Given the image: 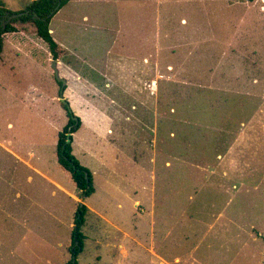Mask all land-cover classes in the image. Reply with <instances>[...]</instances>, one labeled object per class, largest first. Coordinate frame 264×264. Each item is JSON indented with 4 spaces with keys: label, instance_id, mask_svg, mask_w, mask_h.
<instances>
[{
    "label": "rangeland",
    "instance_id": "1",
    "mask_svg": "<svg viewBox=\"0 0 264 264\" xmlns=\"http://www.w3.org/2000/svg\"><path fill=\"white\" fill-rule=\"evenodd\" d=\"M50 26L58 59L32 23L36 57L0 56V139L39 156L0 144V264L68 262L81 202L80 264H264V0H71Z\"/></svg>",
    "mask_w": 264,
    "mask_h": 264
},
{
    "label": "trees",
    "instance_id": "2",
    "mask_svg": "<svg viewBox=\"0 0 264 264\" xmlns=\"http://www.w3.org/2000/svg\"><path fill=\"white\" fill-rule=\"evenodd\" d=\"M71 0H32L24 9L13 10L0 0V55L4 49L5 36L9 33L23 31V26L32 23L37 35L45 41L54 60L59 57V44L51 32L50 23L54 15ZM253 1V0H249ZM28 11V12H26ZM66 89L60 81V93ZM69 116L68 123L58 133L57 160L80 192L82 198H87L96 192L94 176L89 168L82 165L73 153V142H67L68 133L76 132L82 125L80 118L71 111L69 103H64ZM77 117V116H76ZM88 206L81 202L75 213L74 229L72 231V245L69 247L70 259L64 264H80L79 257L84 251L86 234L83 228L86 224Z\"/></svg>",
    "mask_w": 264,
    "mask_h": 264
},
{
    "label": "crops",
    "instance_id": "3",
    "mask_svg": "<svg viewBox=\"0 0 264 264\" xmlns=\"http://www.w3.org/2000/svg\"><path fill=\"white\" fill-rule=\"evenodd\" d=\"M32 1V0H31ZM30 1V2H31ZM87 1H93V0H87ZM108 1V0H107ZM29 2V3H30ZM5 3V2H4ZM28 3V4H29ZM6 4V3H5ZM67 5V4H66ZM7 6V5H6ZM27 6V5H26ZM11 9V8H10ZM21 9H23V8H21ZM21 9H14V10H21ZM84 18H87L88 19V16L87 15H85V17ZM51 27V26H50ZM51 32H53V34H54V29L51 27ZM17 33H21V36H16V34ZM23 33H25V32H22V31H20V32H14V33H9V34H7L6 36H5V43H4V45L5 44H9L10 45V47H11V50H19V51H22V52H25L26 53V55H27V57H31V56H33V57H36V55H34V54H32V52H37L38 51V49H36L35 47H33V45H32V42L33 41H35V42H38V40L39 39H32L29 35H27V33H26V35L25 34H23ZM33 40V41H32ZM17 47V48H16ZM24 49H26V50H28V51H30V52H26V51H24ZM4 50V49H3ZM47 54L49 55V57H52V54H51V52H50V50L49 51H47ZM1 56V55H0ZM147 56H144V58H146ZM0 59H3L2 57L0 58ZM4 60V59H3ZM85 84H86V82H85ZM90 85V84H89ZM91 86V85H90ZM59 133V132H58ZM75 133V132H74ZM0 144H1V146H3V148L7 151V152H9V153H11L17 160H19L21 163H23L24 165H26V168H30L31 166H29V164H27L26 163V161H27V158L28 157H30V156H32V157H34V156H36V157H39L38 155H37V153H36V151H35V149L34 148H31L30 146H26V144L24 143V144H22V143H18V144H16V145H10V144H7L6 142H5V140L4 139H0ZM26 146V147H25ZM24 147H25V149L26 150H24ZM56 152H57V150H56ZM56 159H57V154H56ZM57 163H58V160H57ZM28 166V167H27ZM58 166H59V168L62 170V168L60 167V165H59V163H58ZM31 169V168H30ZM34 171H38V172H42L41 170H40V168L38 167V166H35L34 167ZM63 171V170H62ZM12 172H16V171H13V170H11V173ZM68 177H69V179L72 181V179L70 178V176L65 172V171H63ZM72 183L74 184V182L72 181ZM74 186L76 187V185L74 184ZM17 195H21V193L20 192H17ZM21 197V196H20Z\"/></svg>",
    "mask_w": 264,
    "mask_h": 264
},
{
    "label": "water",
    "instance_id": "4",
    "mask_svg": "<svg viewBox=\"0 0 264 264\" xmlns=\"http://www.w3.org/2000/svg\"><path fill=\"white\" fill-rule=\"evenodd\" d=\"M26 12H28V11H26ZM55 63H56V61H55ZM56 72H57V76H59L58 69H56ZM75 118H78V117L75 116ZM67 142H72L71 133H68V140H67Z\"/></svg>",
    "mask_w": 264,
    "mask_h": 264
}]
</instances>
